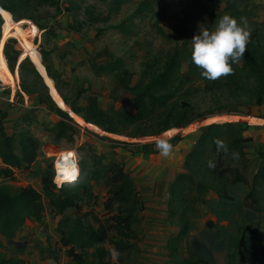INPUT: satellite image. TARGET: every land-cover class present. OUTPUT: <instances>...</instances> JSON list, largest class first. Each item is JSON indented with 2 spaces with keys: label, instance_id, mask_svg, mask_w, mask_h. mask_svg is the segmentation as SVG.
I'll return each mask as SVG.
<instances>
[{
  "label": "trees",
  "instance_id": "1",
  "mask_svg": "<svg viewBox=\"0 0 264 264\" xmlns=\"http://www.w3.org/2000/svg\"><path fill=\"white\" fill-rule=\"evenodd\" d=\"M130 1L110 0V9L119 10ZM159 2L161 0H140L132 14L117 23L109 24L108 27L123 35H133L136 19L150 13L156 14ZM0 6L3 8L0 10V47L2 27L4 38L17 37L20 42L27 39L28 44L32 45L33 31H26L23 27L25 21H32L40 27L42 21L59 15L63 10L74 9V6L63 7L59 0H0ZM192 7L193 10L200 8L208 11V6L202 0H194ZM47 8H54L55 13L49 14ZM86 10L90 18L89 24L110 20V12L102 17L95 14L91 7ZM158 31L171 39L162 27L158 26ZM38 49L43 55L45 65L37 69L32 62L23 63L20 71H26V74L19 84V91L37 93L40 101L44 102L52 97L46 82L50 84L55 80L57 86L68 82L55 68L50 51L42 47ZM18 54L17 50L12 53L9 49L0 48V76L5 81H10L13 76L8 70L7 62L12 67V61L18 58ZM185 59L189 61L188 70L187 74L182 75V62ZM119 63L120 60H117L103 69H119ZM160 63L153 60L145 62L141 82L135 86L123 84L134 96L135 112H117L115 115H109L96 100H90L86 105H78L85 89L79 90L73 100L63 95L62 98L55 91H52V94L59 106L65 109H69L68 105L71 107L75 113L70 112L75 118L76 113L80 114L86 121L84 125H96L105 132L129 138L159 135L172 128L185 127L210 113H219L223 110L222 107L230 112L233 105H248L253 102L259 104L263 99L264 44L256 32H251L242 63L234 65L232 74L216 80L210 81L200 75V69L191 61V47L186 42L172 46ZM94 67L98 73L100 68ZM29 75H33L32 80L26 79ZM199 83H203V88L196 90L195 86ZM200 91L213 95L211 99L217 104L216 107H210L206 112L198 110L196 96ZM221 95L228 96L226 102ZM62 108H51L61 118L50 130L51 143L55 146L63 139L73 137L75 133L70 123L73 121L72 116ZM6 117L7 112L0 109V264H28V261L21 257L24 249L16 244L14 239L28 219H43L46 198L32 185L14 186L7 180L16 179V169H28L36 161L41 151V141L24 125L19 128L17 124L14 134H8L5 128ZM26 119L28 118H22L23 121ZM242 130L240 122L211 123L201 130L195 145L187 153V171L177 175L170 189V212L173 216L182 217L185 227L169 242V264H211L203 255L192 253L182 256L179 251L191 229L189 212L193 206L189 204V195L197 186L199 200L206 204L210 192L230 198V186L250 183L249 158L245 148L251 138L244 137ZM216 138L225 141L229 150L227 154L217 153L214 143ZM115 143L120 144L121 141ZM232 152H238L239 158L233 159ZM258 154L259 167L242 202L244 216L249 223L261 219L264 209V148L260 149ZM210 159L216 161L215 169L207 167V161ZM80 168L76 179L62 180L59 188L50 184L48 174L43 176L47 202L55 216L64 215L70 208L82 209L79 204L81 194H85L87 198L94 196L91 180L104 183L107 191L104 202L107 210L105 216L101 217L91 209L59 221L60 242L67 248L72 264H107L104 259L111 249L103 246L106 241L118 252L116 257L120 264H134L140 251L139 242L142 240L141 212L145 208L142 192L123 163L104 162L102 157L97 159L93 154L92 162L82 160ZM244 233L241 242L242 262L264 264V236L260 229L248 226ZM91 248L96 250L93 253L94 261L90 263L88 258Z\"/></svg>",
  "mask_w": 264,
  "mask_h": 264
},
{
  "label": "rangeland",
  "instance_id": "2",
  "mask_svg": "<svg viewBox=\"0 0 264 264\" xmlns=\"http://www.w3.org/2000/svg\"><path fill=\"white\" fill-rule=\"evenodd\" d=\"M59 1L63 7L74 6L73 10H63L62 14L65 13L70 17V24L66 28L76 30L77 37L83 39L85 51L77 56L73 51L64 49L57 53V65L61 66V69L67 67L66 71L57 69L62 73L63 79L65 80L63 76L65 73L69 78L72 77L71 67L75 64H77L76 74L72 77L73 83L65 80L68 84H61L60 86H57L55 80L50 84L45 81L49 86V93L52 97L44 102L40 101L37 93L27 96L20 94L19 84L26 74V71H20V68L23 63L28 62H32L37 69L45 65L43 55L38 48L44 46L43 42H46L48 38V42H51L53 33H47V39L43 40L44 33L42 36L40 35L41 31L36 29L37 23L29 20L25 21L23 27L28 32L33 31L32 39L36 46L28 49L29 44L25 39L21 42L25 47L24 49L17 37L4 38L2 27V50L9 49L12 53L15 50L19 52L18 58L12 61V67L6 60L8 70L13 74L9 82L14 83L19 93L17 103L6 104L7 107H5L4 102L0 101V108L10 107L9 109L15 111V108H17L18 111L20 110L19 112L24 111V114L21 115L22 118H28L26 121L21 120L12 124L6 122L7 130L16 131L17 124L19 128L24 125L31 129L41 141V151L36 161L28 169H16V179L7 180L14 186L32 185L46 198V212L43 219L40 221L33 218L28 219L14 239L15 243L24 249L21 257L25 258L28 264H72L67 248L63 247L60 242L59 221L62 218L75 216L91 209L101 217L107 214L104 205L107 198L105 185L94 180H91L94 196L92 198H87L85 194L80 196L79 204L82 209L70 208L64 215L55 216L47 202L43 176L48 174L50 184L59 188L58 183L62 180L70 179L72 176L78 177L81 169L80 162L87 160L91 163L92 155L95 154V150L86 147L89 134L95 131L88 128L86 123L85 125L82 124L83 118L81 115L76 116V119H74L75 126L80 128L81 132L78 131L75 136L69 139H63L58 146L51 143L50 133L48 134V130L51 129L47 128L49 115L46 107L54 108V110L57 107L61 108L56 102L52 91L72 100L75 99L76 88H78V91L85 89L82 92L84 98L88 96L89 93L87 94V92L89 90L91 93H96L102 98L101 101L106 103L108 114L115 115L119 111H127L130 108L132 97L123 87V84L141 82L145 62L149 60L163 62L167 51L176 43L186 42L192 47L191 38L200 30V27L212 29L218 20L226 14L238 20L243 19L246 21L251 32H256L260 41L264 44V0H202L208 6V11L200 8L193 10L192 3L194 0H161L156 6V14L150 13L136 19L135 34L129 36L123 35L108 26L132 14L140 0H131L119 10L110 9L112 6L110 0L106 2L103 0ZM88 7H91L95 14H100L102 17L110 12V20L89 24L90 18L86 12ZM48 10L49 14L55 13L54 8H47ZM50 18L41 22V30ZM158 26L162 27L165 33L171 36V39L164 37L158 31ZM52 44L55 43L52 41ZM89 51L92 53H88ZM117 60H120L119 69H103L117 62ZM94 62L103 67L99 69V73L95 70ZM188 62L187 59L182 62V75L187 74ZM239 63H242V58ZM26 79L32 80L33 75L27 76ZM202 88L203 83L195 86L196 90ZM196 97L199 103L198 110L201 112H206L210 107H216L217 105L211 99L214 97L213 95H207L200 91ZM221 98L226 102L228 96L221 95ZM222 109L219 113H210L200 118L202 125L200 130L214 122L247 121L250 124L252 122L253 124H264V95L259 104L253 102L248 105H233L230 112L227 108L222 107ZM237 110L248 112L252 116L257 115L255 116L257 118L244 116V114H239L240 112ZM56 118L54 115V119ZM197 126L199 124L195 125V127ZM169 136L168 134L165 137L168 138ZM119 139L126 140L127 138L121 136ZM259 147V144H255L251 140L246 143L245 150L251 168H253V163L257 165L256 156L257 151L260 150ZM96 157L97 159L101 158V154H97ZM0 165H2L1 160ZM125 166L135 185L142 192L144 202L147 203H145V208L141 212L142 240L139 242L140 251L134 264H169V242L185 227L184 219L179 215L173 216L171 214L169 208L170 197L166 193L165 183L152 180L154 173L149 176V172L159 170L158 164L154 166L132 160ZM250 186V183L248 185L230 186L228 188L230 198H223L215 192H210L206 204L199 200L197 186H195L189 195V204L193 206V209L189 212L191 229L180 246V254L188 256L192 253H198L205 256L211 264H234L235 256L242 255L241 242L245 234L244 231L249 226L244 216L245 209L242 202L243 197L245 198L248 194ZM252 227L256 230L260 229V233L264 236V209L262 218L254 223ZM103 246L111 249L104 259L108 262L107 264H120L117 257L112 255V245L106 241ZM95 250L96 248H91L89 251L88 261L90 263L94 261L93 253ZM239 264L247 263L241 261Z\"/></svg>",
  "mask_w": 264,
  "mask_h": 264
},
{
  "label": "crops",
  "instance_id": "3",
  "mask_svg": "<svg viewBox=\"0 0 264 264\" xmlns=\"http://www.w3.org/2000/svg\"><path fill=\"white\" fill-rule=\"evenodd\" d=\"M69 24H70V17L65 13H63V14L61 13L55 17H51L49 19V21L46 22V25L42 30L40 29V27L37 26L38 31L39 30L41 31L40 35L42 36L44 33L43 40L47 39L46 38L47 33L48 34L50 32L53 33L51 36L53 38L52 41L55 44H52V41L48 42V39H49L48 38L46 40V42L45 41L43 42L44 46H40V47L44 48L47 51H50L51 57L53 59V63H54V66L56 69H61V66L59 67L57 65L58 64L57 53L59 51H61L62 49L73 51L74 53H76V56L85 51V47L83 46V39L80 37H77L78 33H75L76 30L66 28L67 25H69ZM41 39H42V37H41ZM261 43H262V41H261ZM21 46L25 49V47L23 46L22 43H21ZM35 46H36L35 44H32V45L30 44L28 46V49H30V48L32 49ZM0 48L2 50V42H1ZM88 53L91 54L92 52L89 51ZM94 63H95V66L97 68H100V69L103 68V67H100L99 64H97L96 62H94ZM76 66H77V64H75L71 67L72 77L74 74H76ZM66 68L67 67H63L61 70L66 71ZM63 76L65 77L66 81L73 83L72 77L69 78V76L66 75V73ZM139 83H137V84H139ZM125 84L128 86L137 85L135 83L130 84L128 82ZM16 89H17V87H16ZM77 89L78 88L75 89V93H74L75 97L78 93ZM86 89H88V88H86ZM129 93H130V96L132 97V102L130 103V108L127 111L135 112L136 106H135V102H134V96L131 92H129ZM20 94L22 96H27V95H31L32 93L20 92ZM87 94H88V96H86L85 98L81 97L78 105H86L88 103V101L96 100L98 102L99 106L106 113L108 112L107 107H106V103L101 101L102 98H100L94 92L91 93V91H89V90H88ZM69 97H71V96H69ZM69 99H71V98H69ZM3 104L6 105L7 103L4 102ZM5 107H7V105ZM68 107L70 110L65 109V108H63V110L67 111L72 116L71 112L73 110L71 109V107L69 105H68ZM9 108L10 107H8V108H2L1 107L0 109L7 112V117L5 119L6 120L5 121V128H6L7 133L8 134H14L15 131L7 130L6 122L11 123V124L20 122L22 120L21 115L24 114V111L19 112L20 110L18 111L17 108H15L16 111L9 109ZM46 110H47V113L49 115V119H48L49 124H48L47 128L51 129L59 120H61V118L56 112L51 110V108L46 107ZM237 111L240 112L239 114H244V116H248L250 118H255V119L257 118V117H255L257 115L252 116L251 114H248V112H243L242 110H237ZM119 112H126V110L125 111H119ZM76 114H77V116L80 115L78 113H76ZM54 115H55V117H57L56 119H54ZM109 115H111V114H109ZM258 119H259V117H258ZM84 122H86V121L83 118V120H82L83 125H84ZM240 123L243 126V130H242L241 134L244 137L251 138V141L253 143L259 144V146L261 147V148L259 147V149H263L264 148V124H261V125L259 123L253 124V122L250 124L247 121L246 122L241 121ZM198 124H199V126L195 127V125H198ZM87 125H88V128H90L91 130H93L95 132L89 134L86 147H88L89 149L90 148L93 149V151L95 150V155L101 154V157L103 158L104 162L117 161V162L123 163L124 165H126L129 161L131 162L132 160H138L139 162H143L144 164L147 163L149 165H154V166H157V164H158L160 167V168L158 167L159 170L156 172L155 171L149 172V176L152 173H154V175L151 178L152 180L158 181V182L163 181L165 183V188L167 190L166 193L169 194V196H170L171 185L174 182L177 175L179 173L187 171V168L185 165V157H186L187 153L195 145L197 138L199 137V134L201 132L200 129L202 128V125H201L200 119H199V120H196L194 122H191L189 125H187L185 127L172 128V129H170L166 132H163L162 134H159V135L144 136V137H139L138 139L137 138H129V137L125 136L127 138L126 140H123V139L120 140L119 137L124 136V135L105 132L96 125H92V124H87ZM49 133H50V131L48 130V134ZM168 134L170 135L168 137L169 140L170 141L172 140L171 144L173 145V151L171 152V154L168 157L165 158V157H162L160 155L159 151L156 149L155 142L158 139L167 136ZM75 135L76 134L74 133V136ZM175 137H178V138L175 139ZM118 141H121V143L116 144L115 142H118ZM258 152H259V150L257 151V156H256L257 157V165H254V163H253L252 164L253 168H251V166H249V168H248V173H249L248 179H249L250 185H252L253 178H254L257 170H258L259 163H260V157H259ZM249 165H250V163H249ZM160 170H162V171H160ZM160 172H162V173H160ZM243 199H244V197H243ZM145 201H146V199H145ZM257 221H254L251 223L247 222V223L249 224L250 227H252V225L254 223H256ZM258 227H259V224H258ZM241 261H242V255L241 256H235V261H234L235 263L234 264H239Z\"/></svg>",
  "mask_w": 264,
  "mask_h": 264
},
{
  "label": "clouds",
  "instance_id": "4",
  "mask_svg": "<svg viewBox=\"0 0 264 264\" xmlns=\"http://www.w3.org/2000/svg\"><path fill=\"white\" fill-rule=\"evenodd\" d=\"M250 38L251 29L247 22L226 14L218 20L214 28L200 27L191 38V61L200 69V75L207 80L228 76L234 72V65H238L245 56ZM214 143L217 153H228L224 140L216 138ZM155 147L165 158L173 151V145L166 137L158 139ZM231 156L233 159H238L239 153L232 152ZM207 167L215 169L216 161L208 160ZM112 255L116 257L118 252L113 249Z\"/></svg>",
  "mask_w": 264,
  "mask_h": 264
},
{
  "label": "built area",
  "instance_id": "5",
  "mask_svg": "<svg viewBox=\"0 0 264 264\" xmlns=\"http://www.w3.org/2000/svg\"><path fill=\"white\" fill-rule=\"evenodd\" d=\"M17 96H18V91L14 85V83L9 82V81H5L1 76H0V101L2 102H6L7 104L10 103H17ZM80 116V115H79ZM73 121L71 122V124L73 125L74 129H75V134L80 131L81 129L76 127L74 122L76 119L73 115H72ZM77 121V120H76ZM79 124H81V122L77 121ZM58 169V168H57ZM58 171V170H57ZM76 179V177H75ZM58 183V182H57ZM61 183H58L59 186H61Z\"/></svg>",
  "mask_w": 264,
  "mask_h": 264
},
{
  "label": "snow or ice",
  "instance_id": "6",
  "mask_svg": "<svg viewBox=\"0 0 264 264\" xmlns=\"http://www.w3.org/2000/svg\"><path fill=\"white\" fill-rule=\"evenodd\" d=\"M74 178H75L74 176L70 177V179H74Z\"/></svg>",
  "mask_w": 264,
  "mask_h": 264
},
{
  "label": "water",
  "instance_id": "7",
  "mask_svg": "<svg viewBox=\"0 0 264 264\" xmlns=\"http://www.w3.org/2000/svg\"><path fill=\"white\" fill-rule=\"evenodd\" d=\"M3 9L1 6H0V10ZM15 242V241H14Z\"/></svg>",
  "mask_w": 264,
  "mask_h": 264
}]
</instances>
